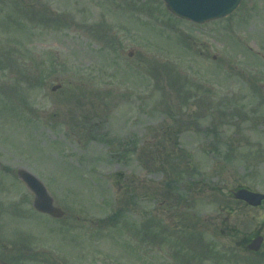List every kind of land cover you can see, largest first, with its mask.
Instances as JSON below:
<instances>
[{"label":"rangeland","instance_id":"rangeland-1","mask_svg":"<svg viewBox=\"0 0 264 264\" xmlns=\"http://www.w3.org/2000/svg\"><path fill=\"white\" fill-rule=\"evenodd\" d=\"M239 186L264 193V0L203 25L163 0H0V225L22 264H264L234 249L264 234Z\"/></svg>","mask_w":264,"mask_h":264},{"label":"water","instance_id":"water-1","mask_svg":"<svg viewBox=\"0 0 264 264\" xmlns=\"http://www.w3.org/2000/svg\"><path fill=\"white\" fill-rule=\"evenodd\" d=\"M167 8L176 16L204 23L213 19L223 18L233 13L241 3V0H164ZM55 86L53 90L58 89ZM19 177L25 181L27 186L34 192V207L43 213L60 218L65 212L54 205V199L50 195L45 184L31 172L20 169ZM235 198L243 200L249 205L259 206L263 203L264 194L242 187L234 192ZM263 237H258L249 245L256 251L261 247ZM2 264V263H0Z\"/></svg>","mask_w":264,"mask_h":264},{"label":"flooded vegetation","instance_id":"flooded-vegetation-1","mask_svg":"<svg viewBox=\"0 0 264 264\" xmlns=\"http://www.w3.org/2000/svg\"><path fill=\"white\" fill-rule=\"evenodd\" d=\"M259 235V234H258ZM263 237V241L261 243V247L256 250L255 252L250 251L248 249V245L252 243L254 238L257 236H253L250 238V236H247L243 238V241L240 242V246L237 248H234L235 250L241 249L243 252H247L249 255L258 256L261 260H264V234H260ZM17 236L13 232H9L7 230H3L0 225V262H3L4 264H22L24 260H27L28 258H31V256H26L20 254V248L18 245ZM232 248L225 249V250H231ZM25 251L23 250V253ZM29 254V252H27ZM214 255L219 256H211L209 259L215 260L216 262H222L226 260V255H221V253H214Z\"/></svg>","mask_w":264,"mask_h":264}]
</instances>
